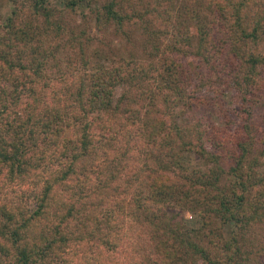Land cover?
Wrapping results in <instances>:
<instances>
[{"label": "trees", "instance_id": "1", "mask_svg": "<svg viewBox=\"0 0 264 264\" xmlns=\"http://www.w3.org/2000/svg\"><path fill=\"white\" fill-rule=\"evenodd\" d=\"M0 264H264V0H0Z\"/></svg>", "mask_w": 264, "mask_h": 264}, {"label": "rangeland", "instance_id": "2", "mask_svg": "<svg viewBox=\"0 0 264 264\" xmlns=\"http://www.w3.org/2000/svg\"><path fill=\"white\" fill-rule=\"evenodd\" d=\"M92 34H99L100 35V33H97V32H95V30H93L92 31ZM122 42H123V40L121 41V40H117V39H115V40H113V42L111 43V42H109L108 41V45L111 47V48H114L115 49V47H118L120 44H122ZM107 45V46H108ZM108 46V47H109ZM187 158H190V161L192 162V163H195L196 162V160H195V158L193 157V156H190V157H188L187 156ZM186 218L189 220L190 218H191V216H190V213H186ZM192 220V219H191ZM192 223H193V220L191 221ZM190 222V225H192V223Z\"/></svg>", "mask_w": 264, "mask_h": 264}]
</instances>
